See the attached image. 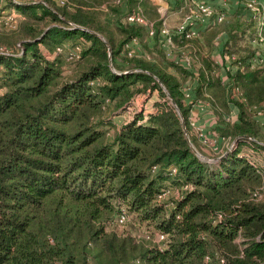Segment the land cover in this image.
Returning <instances> with one entry per match:
<instances>
[{
    "label": "trees",
    "instance_id": "1",
    "mask_svg": "<svg viewBox=\"0 0 264 264\" xmlns=\"http://www.w3.org/2000/svg\"><path fill=\"white\" fill-rule=\"evenodd\" d=\"M44 1L8 0L29 28L13 49L0 44V264H264V201L252 196L264 175L240 153L243 144L264 149V119L254 110L264 111V6L234 12L192 39L173 36L193 45L185 69L167 56L156 7L157 18L146 17L153 36L149 25L121 21L118 40L95 8L123 16L149 0ZM31 20L48 24L36 30ZM132 40L140 54H128ZM59 57L75 64L69 74ZM155 90L164 101L154 111L135 110L118 127L103 116L108 103L128 110L135 93ZM196 102L229 143L208 160L182 128L199 143L189 122ZM106 124L116 127L112 135ZM120 213L164 239L148 245L108 230Z\"/></svg>",
    "mask_w": 264,
    "mask_h": 264
},
{
    "label": "rangeland",
    "instance_id": "2",
    "mask_svg": "<svg viewBox=\"0 0 264 264\" xmlns=\"http://www.w3.org/2000/svg\"><path fill=\"white\" fill-rule=\"evenodd\" d=\"M24 1V0H22ZM158 3V2H157ZM154 4V3H153ZM151 1H149V4L147 6V9H144L141 7V10L143 11V14H145V17H148L151 20L156 19L157 17H154L151 11H155V7L157 8L158 5L154 4L153 5ZM159 4V3H158ZM8 5V0H2L0 3V12L3 11H16L18 16L15 18L16 24L15 27L12 28H6L3 26H0V44L5 45L9 48H12L19 42V39H24L25 38V31L29 28L28 26L26 27L24 22L20 24L22 20V16H19V13L17 12L16 9L13 10V8L7 7ZM169 10L168 11H162V13H165V17L167 20V23L171 29H174L178 21L186 14L189 12L190 4L186 0H175L170 2L169 4ZM259 6V5H258ZM245 8V7H244ZM228 11H225L226 16H229L232 14L234 11V6L230 5L227 7ZM108 11V12H107ZM105 11H98L100 21L104 24V27L107 28V35L113 37V39L118 40L121 36L119 33V28L118 26L121 24L122 21V16L116 14L114 11H109V9ZM145 11V12H144ZM157 11V9H156ZM158 12V11H157ZM242 12V11H241ZM159 13V12H158ZM160 15V13H159ZM30 23H33L35 27L37 28L36 30H41L44 28L48 22L47 21H39L37 24L35 21H30ZM20 24V25H19ZM29 25V24H27ZM220 37V35H219ZM219 37L216 38V42H219ZM105 39V38H104ZM106 40V39H105ZM151 43V42H150ZM174 47L170 50V56H175L180 53V50L187 49L189 51H192V44L191 43H185L182 44L173 41ZM152 44V43H151ZM150 44V45H151ZM41 50L44 52V54L47 57H52L53 51L49 50L46 48L44 45L39 46ZM70 49V48H69ZM127 51H131L134 55L140 54L143 51V47H141V44L135 40L129 45V49ZM192 55V53H190ZM215 54V53H214ZM216 55V54H215ZM60 60L63 63V71L64 74H69L71 70L75 67V64H70L67 61H65L62 57H59ZM112 62V61H111ZM113 67V66H112ZM182 82V91L186 94L187 89L189 86L192 85V79H190V76H186L184 78H180ZM163 86V85H162ZM165 88V87H164ZM163 89V87H162ZM166 89V88H165ZM163 89L165 94L167 93V90ZM167 98V96H166ZM168 99V98H167ZM164 101V98H161L158 91L155 90L153 92H137L134 94L133 98L131 99V104L128 110L124 109L122 111H116L113 107L112 103H108L107 107L104 109L103 116L109 117L111 121L115 124L116 127H118L120 124H122L125 120H127L131 115L132 112L138 109H144L145 114L148 111H154L156 109L157 103H162ZM187 101H189L187 99ZM169 102V99H168ZM170 103V102H169ZM198 109L197 107H192L190 113L192 110ZM202 109V108H201ZM199 110V109H198ZM125 111V112H124ZM235 109L233 110V112ZM235 116V114H234ZM208 118V117H207ZM210 118V121L207 119V128L210 129L205 136L200 137L199 132H197L196 127L197 126H191L192 131L197 137L199 136L200 142L197 143H192V146L196 149L197 153L201 155L205 160L212 159L216 155H219L223 152L225 144L221 143L219 151L217 150L214 152L211 149V144L212 141L214 140V137L212 136L213 133V122L212 118ZM100 119V118H98ZM214 119V118H213ZM112 127V124H106L102 126L103 129H106L110 135L113 134L114 130L116 127ZM200 126V125H199ZM203 129V128H202ZM204 131V130H203ZM205 133V132H203ZM190 136V132H189ZM205 138V140H204ZM240 153L249 158L251 161H253L261 170L262 174L264 175V149H255L251 147L250 145L243 144L240 146ZM201 157V158H202ZM202 158V159H203ZM259 191V190H258ZM258 200L264 201V189L260 190L258 193ZM108 230H114L118 234H123V235H131L136 239H142L146 244H156L157 241V232L154 226L150 223L141 221L140 219L132 218L131 220H128L124 225H117L115 223H112L109 221Z\"/></svg>",
    "mask_w": 264,
    "mask_h": 264
},
{
    "label": "built area",
    "instance_id": "3",
    "mask_svg": "<svg viewBox=\"0 0 264 264\" xmlns=\"http://www.w3.org/2000/svg\"><path fill=\"white\" fill-rule=\"evenodd\" d=\"M2 0H0L1 3ZM30 3H37L42 2L45 3L44 0H24ZM57 3V5H64L67 1L66 0H53ZM152 2V4H157L158 7L156 8L157 11L160 13L159 18L161 20V26L159 30V34L164 38L163 40V47L167 50V56L171 59H173L176 63L180 64L185 69H191V63H192V55L191 52L187 49L180 50V53L175 56H170V50L174 47L173 43V36H180L184 37L185 39H192L196 37L198 32V26H204V27H211L213 25L221 23L224 18L226 17L225 11H227V7L229 5V0H187L190 4L189 12L186 13L181 22H179L174 29H171L167 23L165 13H162V11H168L169 10V3L175 0H149ZM244 7H247L248 14L253 15L254 12L257 10V6L260 5V3L257 0H240ZM159 4H158V3ZM186 2V0H185ZM116 4H121L122 0H115ZM153 4V5H154ZM97 9L101 10H107L106 5L102 4L98 7H95ZM14 10V8H13ZM18 16L16 11H3L0 12V26L6 27V28H12L15 27L16 21L15 18ZM122 22L124 24H135V25H149V35L153 36L154 30L152 26V22H149L148 19L144 16L142 13V10L140 8L134 10L133 12H125V14L122 16ZM135 40H132L131 42L127 43L125 45L126 49H129V45ZM258 41L264 42V38L261 34V29L258 30ZM60 50V49H59ZM71 53H78L79 47H75L74 49L70 50ZM129 55H132L133 53L131 51H128ZM260 55V54H259ZM233 58V57H232ZM255 61L259 62L262 61L259 56L255 57ZM221 61H219L220 63ZM223 81L226 82V77H223ZM193 86V85H192ZM186 97H190L191 95V86L187 89ZM201 105L202 107L206 108L207 106L205 104H202L200 102H196L193 104V108ZM256 116L260 118L261 121L264 119V111L261 110L259 107H254ZM227 119H230V117H227ZM233 119V116H232ZM189 122L191 126H197V132H199V136L203 137L205 136L203 133V129L195 123L191 119V113L189 117ZM198 136V137H199ZM214 137V140L211 144V149L216 152L219 151L221 143L225 144L224 147H226L229 143L224 139L223 137H220L217 133H213L212 135ZM205 140V138H204ZM234 141L230 145H233ZM187 187V186H185ZM264 188H261L263 190ZM260 190H255L252 192V196L255 199H258V193ZM167 193L163 194L162 196H165ZM127 217L124 213L118 214L115 218L111 219L110 221L112 223H115L117 225H123L126 221ZM164 239V236L159 234L157 236V241L160 242Z\"/></svg>",
    "mask_w": 264,
    "mask_h": 264
},
{
    "label": "crops",
    "instance_id": "4",
    "mask_svg": "<svg viewBox=\"0 0 264 264\" xmlns=\"http://www.w3.org/2000/svg\"><path fill=\"white\" fill-rule=\"evenodd\" d=\"M259 3H260V5L261 6H264V0H257ZM230 5H232V6H234V11H232L233 13L234 12H236L238 15H240V14H242L243 13V11H247L245 8H244V4L240 1V0H229V5L228 6H230ZM227 11H228V9H227ZM242 11V12H241ZM214 26V25H213ZM208 28H210V27H204V26H198V32H199V34H202L206 29H208ZM199 40H200V38H199ZM219 42L217 41L216 43L218 44L217 45V49H216V51H215V61L217 62V63H219V61H220V58H219V53H218V51L222 48V44L224 43V35H222L220 38H219ZM199 42H201L202 43V41L200 40ZM195 49V48H194ZM197 108L199 109H193L192 110V112H191V119L193 120V121H195V123L197 124V125H200V127L201 128H203V130H204V132H205V134H206V132H208L209 131V129H210V126H209V129L207 128V119H208V121H210V118L209 117H211L212 119V122H213V116H212V114H211V112L208 110V109H206V108H204V107H202L201 105H199V106H197ZM202 108V109H201ZM208 117V118H207ZM191 134H193V135H195L194 133H193V131L191 132ZM197 136V135H196ZM198 138V142H200V138L199 137H197Z\"/></svg>",
    "mask_w": 264,
    "mask_h": 264
},
{
    "label": "water",
    "instance_id": "5",
    "mask_svg": "<svg viewBox=\"0 0 264 264\" xmlns=\"http://www.w3.org/2000/svg\"><path fill=\"white\" fill-rule=\"evenodd\" d=\"M88 31H91V30H88ZM94 33H95L98 37H100L102 40L105 41V39H104V37H103L102 34H100V33H96V32H94ZM109 62H110V66L112 67V62H111V59H110V53H109ZM162 87H163V89H165L164 86H162ZM165 90H166V89H165ZM166 96H167V98L169 99V102H170V104L172 105V107H174L175 110H178V107H177V105H176L174 99L171 97V95L168 93V91H167V93H166ZM182 128H183L184 135H185L186 139L188 140V142L190 143V146H191L193 152L201 158L202 156L199 155V154L197 153L196 149H195V148L192 146V144H191L190 136H189V132H188V130H187L186 125L184 124V122H182ZM202 158H203V157H202ZM203 159H204V158H203Z\"/></svg>",
    "mask_w": 264,
    "mask_h": 264
}]
</instances>
